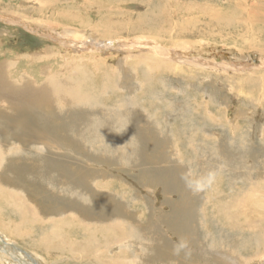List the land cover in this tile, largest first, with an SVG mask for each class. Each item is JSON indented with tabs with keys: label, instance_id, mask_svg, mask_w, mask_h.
<instances>
[{
	"label": "rangeland",
	"instance_id": "obj_1",
	"mask_svg": "<svg viewBox=\"0 0 264 264\" xmlns=\"http://www.w3.org/2000/svg\"><path fill=\"white\" fill-rule=\"evenodd\" d=\"M263 18L264 0H0V65L17 64L12 71L22 70L35 85L34 77L40 73L43 79L46 74L41 72L47 68L63 77L83 75L75 74L73 64L78 59L69 56L79 54L82 61L77 64L86 65H80L81 72L89 70L93 89L98 90L94 93L89 83L82 86L99 94L94 101L98 105L80 112L97 116L101 126L106 118L127 117L135 131L117 141L103 139L105 134L96 139L93 134L85 143L77 134L80 124L87 126L86 116L64 107L43 110L37 116L41 128L33 132L43 131L40 123L49 118L53 124L47 128L52 133L44 143L43 138L35 141L34 150L43 149L49 158H56L55 163H35L37 171L21 161L17 167L15 162L6 163L4 170L0 167L7 174L6 181L0 180V192L10 186L9 191L21 190L23 196H17L23 201L16 202L43 212L27 223L15 212L2 211L6 231L0 228V264H264V234L245 223L243 215L231 222L223 214L235 211L232 205L250 192L251 201L239 205L247 212L244 215L251 220L264 215ZM74 30H80L81 37ZM81 42L89 46L82 48ZM155 44L161 46L159 56L170 61L167 65L146 64L131 55L152 53L149 45ZM49 48L57 57L55 62L36 59ZM101 60L110 76L92 73L94 61ZM58 121L62 125L57 126ZM11 133L4 136L14 138L9 154L19 142ZM137 147H142L141 152ZM33 153L27 156L35 158ZM45 164L56 176L48 183L35 178V173L47 169L42 168ZM25 168L28 174L22 171ZM14 172H23L26 178L9 175ZM210 172L215 179L204 191L193 192L186 185L184 177L206 179ZM259 205L263 214L252 208ZM54 216L55 221L74 222L75 230L69 234L62 229L63 236L84 243L95 240L99 249L70 254L69 249L43 242ZM19 222L27 225L18 230ZM181 239L188 247L176 254Z\"/></svg>",
	"mask_w": 264,
	"mask_h": 264
},
{
	"label": "bare ground",
	"instance_id": "obj_2",
	"mask_svg": "<svg viewBox=\"0 0 264 264\" xmlns=\"http://www.w3.org/2000/svg\"><path fill=\"white\" fill-rule=\"evenodd\" d=\"M264 19V18H263ZM32 29V28H31ZM71 32H73V34L75 33V32H78L79 34L78 35H80V37H81V33H80V30L78 31H76V30H74V31H71ZM70 32V33H71ZM68 33V32H67ZM69 34V33H68ZM72 35V34H71ZM106 35V34H105ZM108 35V34H107ZM77 36V34L74 36V37H76ZM83 36V35H82ZM143 38V37H142ZM150 41V40H149ZM82 43V44H81ZM80 44H81V46H82V48H87L88 46H89V44L88 45H86V44H84L85 42H81ZM94 43V42H93ZM138 43H140V41L138 42ZM150 43V42H149ZM148 43V44H149ZM155 43V42H154ZM91 44V43H90ZM96 44V43H95ZM107 44V43H106ZM78 45V44H77ZM115 45V44H114ZM117 45V44H116ZM251 45V44H250ZM252 45H254V44H252ZM92 46V45H91ZM94 46V45H93ZM92 46V47H93ZM150 47H152L151 49H152V53H147V54H142V55H140L138 52H136V53H134V52H132L131 53V55H133V57L134 58H136V60L138 59L139 61H142L143 63H146V64H148V62L150 63V64H155L154 66H158V67H160V66H163V64H166L167 65V63H169V62H167V61H165L164 59H162L160 56H159V54H162V50H161V46L160 45H157V44H155V45H149ZM98 47V46H97ZM100 47V46H99ZM144 47H145V45H144ZM146 47H147V45H146ZM51 48H49V51H45V49H44V51L45 52H43L42 54H44V55H39V56H36V59H40V60H46V59H48V60H54V62H55V58H57L56 56H55V54H53V51L52 50H50ZM54 49H55V47H54ZM58 50V49H57ZM147 50V49H146ZM149 50V49H148ZM60 51V50H59ZM127 51H128V49H127ZM263 51V50H262ZM12 52V51H11ZM62 52V51H61ZM131 52V51H130ZM150 52V51H149ZM65 53V56L66 55H68L66 52H64ZM134 53V54H133ZM170 53V52H169ZM31 56H33L32 54H31ZM69 56H71V59L73 58L75 61H77V59H78V62L77 63H79L80 61H82V58L80 57L81 55H69ZM34 57H35V55H34ZM101 57V56H100ZM64 57H62V58H60V59H63ZM130 58V57H129ZM182 58V57H181ZM59 59V58H58ZM47 60V61H48ZM68 60V59H67ZM187 60V59H186ZM189 60V59H188ZM27 61V60H26ZM26 61H24V62H26ZM33 61V60H32ZM32 61H31V63H32ZM184 61H185V59H184ZM191 61V60H190ZM189 61V62H190ZM12 62V61H11ZM45 62V61H44ZM165 62H167V63H165ZM183 62V61H182ZM8 63H10V62H8ZM46 63V62H45ZM59 63V62H58ZM63 63V62H62ZM77 63H74L73 65V68H75V69H77V70H75L76 71V73L75 74H80V73H82L83 75H81V76H76V77H74L73 75H71L72 77H68L67 76V73H66V77L64 76H62V75H60V73L58 72V73H55V72H52L51 70H49L50 68H47V69H45V70H43L41 73H45L46 74V76L45 77H43V79H41V77L40 76H43V75H40V73H38L39 74V76L38 77H34V78H36V81H35V85H34V83L33 82H31L30 80H27V78L23 75L24 73L22 72V70L21 71H19V70H17V72H14V71H12V68H13V66L15 65L14 63H10L11 65H8V64H3V65H0V120L3 122L2 123V125H1V127H0V167L3 165V169L2 170H4L5 169V165H7L6 163H8V162H20L21 161V163L22 164H27L28 165V168H31V167H33L34 166V168H33V170L34 171H37V167H35V163H41V161L43 160V162L44 163H47L48 161H50V164L49 165H53L54 163H55V157H53V159H51V158H49L47 155H48V153H46V154H44V152L42 153L41 151H43V149L40 151H35L34 150V147H36V145L34 146V142L36 141H39V140H41L42 138H43V143L44 142H46V141H44V139H45V137L47 136V135H51L50 133H52L51 131L49 132V130H51L49 127L47 128V126H48V124H50V123H52L53 121H50V119L49 118H47L48 119V122H46V120L44 119V121L46 122V124H44L45 122H43V123H40L41 125H42V127H43V131H41V132H33V130H35V131H38L41 127L39 126V124H38V122H39V118L37 117V116H40V115H42L43 113V110H47V108H50V107H56V108H61V107H64V108H68L69 110H72V111H74L75 113H77L78 112V114H80L81 112H82V110H87L88 111V109H91L92 107H93V105H98L97 104V102L95 103L94 101H95V97H97V95H99V94H96V96H95V94H93L92 92H91V90L89 91V88L87 87V86H85L86 84H90V86H91V88L93 89V87H94V84H92L91 82H93L92 80H91V78L89 77V70H87L88 72H86V71H84V73L83 72H81V70L83 69L82 67H84L85 68V66H83V64L82 63H80V65L82 66H80L79 64H77ZM186 63V62H185ZM207 63H209V62H207ZM222 63V62H221ZM17 65V64H16ZM15 65V66H16ZM55 65V64H54ZM72 65V64H71ZM75 65H78L77 67H75ZM190 65H192V64H190ZM61 66H63V65H61ZM67 66V65H66ZM66 66H65V68H66ZM70 66V65H69ZM105 65H104V63H103V61L101 60V61H99V62H97V61H94V63H93V66H92V68H91V71H92V73L94 72V75H102L101 77H99V78H103V76L105 75V74H108L109 72H108V70L104 67ZM72 67V66H71ZM147 67V66H146ZM152 67V66H151ZM165 67V66H164ZM233 67V66H232ZM53 68V67H52ZM68 68V67H67ZM44 69V68H43ZM61 70H64V68H61ZM68 70H69V68H68ZM152 70V69H151ZM55 71V70H54ZM114 71H115V69H114ZM108 72V73H107ZM23 73V74H22ZM71 73H73V72H71ZM26 74V73H25ZM59 74V75H58ZM63 74H64V72H63ZM85 74H87L85 77H84V75ZM56 75H58V76H56ZM69 75V76H70ZM109 75V74H108ZM248 75V74H247ZM90 76H91V74H90ZM110 76V75H109ZM109 76H107V77H109ZM15 78V80L13 81L12 80V78ZM97 77V76H96ZM106 77V78H107ZM39 78V79H38ZM72 78V79H71ZM98 78V77H97ZM105 78V80L107 81V79ZM109 79V78H108ZM248 80H247V82L249 81V78H247ZM255 79H257V78H254L253 80H251L252 82L255 80ZM262 79V78H261ZM104 81V80H103ZM144 81V80H143ZM108 82V81H107ZM256 82V81H255ZM264 82V81H263ZM249 83V82H248ZM260 83V82H259ZM262 83V82H261ZM37 84V85H36ZM83 84H85L84 86L85 87H87L88 88V90H86V88H84L82 85ZM92 84V85H91ZM103 85V84H102ZM113 85V84H112ZM251 85V84H250ZM255 85V84H254ZM258 85V84H257ZM262 85V84H261ZM82 86V87H81ZM101 86V85H100ZM104 86V85H103ZM103 86H102V88H103ZM106 86V85H105ZM251 87V86H250ZM262 87V86H261ZM96 88H98V87H96ZM263 88V87H262ZM94 89H95V87H94ZM93 89V90H94ZM109 89H111V88H109ZM96 90H98V89H96ZM96 90H94V93H96ZM103 90V89H102ZM112 90V89H111ZM100 91H101V89H100ZM115 91H117V89L115 90ZM99 92V91H98ZM102 92V91H101ZM100 92V93H101ZM105 92V91H104ZM106 93H107V91H106ZM111 93H113V91L111 92ZM115 93V92H114ZM117 93V92H116ZM118 95V94H117ZM103 97V96H102ZM102 97H101V99H102ZM114 97V96H113ZM99 98V97H98ZM105 103V102H104ZM118 103V102H117ZM134 103V102H133ZM262 103V102H261ZM122 104V103H121ZM105 105V104H104ZM129 105V104H128ZM131 105V104H130ZM139 105V104H138ZM50 106V107H49ZM109 106V105H108ZM116 106V105H115ZM263 106V105H262ZM132 107H134V105L132 104L131 105V108ZM127 108H130V106H128ZM130 108V109H131ZM136 108V107H135ZM100 109V108H99ZM99 109H97V110H99ZM103 109H105V108H103ZM118 109V108H117ZM137 109V108H136ZM62 110V109H61ZM107 110V109H106ZM123 110H125V109H123ZM122 110V111H123ZM39 112V113H35V112ZM81 111V112H80ZM130 112V111H129ZM128 112V113H129ZM42 113V114H41ZM48 113V112H47ZM50 113H52V112H50ZM84 113H87L86 111L84 112L83 111V113H81V114H83L84 116H86L85 118H84V121H89V122H87V126H81V124H80V126H79V131H78V134H77V138L78 139H80L79 141H82V142H85V143H87V141L88 140H90L91 139V136H93V134H97V136H95L96 137V139H97V137H98V135H99V137H100V135L101 134H105V138H103V139H108V140H111V141H117V139L118 138H120V137H123L124 136V133H128L129 131H133V132H135L133 129H134V127H132V124H131V126H130V123L128 122V119H127V117H125L124 119L123 118H118L117 119V121L116 120H114V119H112V118H109V119H105L104 121L105 122H103V124H102V126L100 125V122H98V121H100L98 118H97V116H93V115H89V113H87V114H84ZM93 113V112H92ZM54 114V113H53ZM101 114H102V112H101ZM132 114H134V113H131V115ZM72 115V114H71ZM57 116V115H56ZM79 116V115H78ZM100 116H102V115H100ZM63 117V116H62ZM65 117V116H64ZM82 117V116H81ZM114 117V116H113ZM56 118V117H55ZM103 118V117H102ZM135 118V117H134ZM43 119V118H42ZM57 119V118H56ZM58 120V119H57ZM67 120V119H66ZM69 120V119H68ZM0 121V122H1ZM41 121V120H40ZM61 121H63V120H61ZM61 121H58V123H57V126L60 124V125H62L61 123H59V122H61ZM103 121V120H102ZM76 122V121H75ZM69 123V122H68ZM81 123V122H80ZM53 124V123H52ZM71 124V123H70ZM67 125V124H66ZM66 125H65V128H66ZM69 125V124H68ZM3 126V127H2ZM70 126V125H69ZM39 127V128H38ZM11 128H13V129H11ZM75 128V127H74ZM237 129V128H236ZM11 130H14V131H11ZM54 131H56V130H54ZM72 131V130H71ZM10 132H12L16 137H19V140L17 139V141H19V142H17L16 144H17V146H18V148H14V150H16L14 153H12V154H9V149L11 148V145H13L14 146V144H12V143H14L13 141H12V143H11V141L10 140H12V139H14L13 137H11L10 138V140H9V137H8V139L6 138L7 136H9L8 134L10 133ZM48 132H49V134H48ZM132 132V133H133ZM11 133V134H12ZM29 134H30V137H29ZM5 135H7L6 137H4ZM66 135V134H65ZM12 136V135H11ZM14 136V137H15ZM56 137V136H55ZM54 137V138H55ZM67 137V136H66ZM5 139V140H3V139ZM95 139V138H94ZM7 140H9V142L7 141ZM47 140V139H46ZM54 140V139H53ZM108 140H107V142H108ZM6 141V142H5ZM96 141V140H95ZM98 141V140H97ZM135 141V140H134ZM8 142V143H7ZM16 142V141H15ZM51 142V141H50ZM19 143V144H18ZM52 143V142H51ZM89 143V142H88ZM37 144V143H36ZM94 144H95V142H94ZM96 144H98V143H96ZM101 144V143H100ZM103 144H104V142H103ZM40 145V144H39ZM43 145V144H42ZM123 145V144H122ZM125 145V144H124ZM127 145V144H126ZM246 145V144H245ZM16 146V145H15ZM33 146V147H32ZM52 146V145H51ZM138 146H141L140 144L138 145ZM40 147V146H39ZM42 147V146H41ZM59 148H60V146H58ZM30 148H33V150L35 151V153H33L34 151L33 150H31ZM131 148V147H130ZM133 148V147H132ZM138 148V150H139V148H140V152H141V148L142 147H137ZM13 149V148H12ZM36 149V148H35ZM56 149H57V147H56ZM55 149V150H56ZM238 149V148H237ZM246 149V148H245ZM37 150H38V147H37ZM45 150V149H44ZM47 150V149H46ZM54 150V151H55ZM125 151H126V149H124ZM133 150H135V149H133ZM137 150V149H136ZM138 150H137V152H138ZM248 150V149H247ZM57 151V150H56ZM120 151V150H119ZM241 151V150H240ZM245 152H246V150H244ZM47 152H48V150H47ZM135 152V151H134ZM139 152V153H140ZM242 152L243 151H241V153L240 154H242ZM29 153L31 154V153H33L34 155H35V158H32V159H30V157H32V156H27V154L29 155ZM131 153V152H130ZM247 153V152H246ZM15 154H21V155H26V156H24V158H22V156H19L18 158H14V157H16L15 156ZM50 154V153H49ZM53 154V153H52ZM51 154V155H52ZM118 154V153H117ZM124 152H123V157L122 156H120V154H119V156H120V158L122 157L123 158V161H126L125 160V156L127 155H125L124 156ZM136 154H138V153H136ZM136 154H135V156H136ZM244 154V153H243ZM242 154V155H243ZM57 155H58V152H57ZM57 155H56V157H57ZM134 155V154H133ZM249 155V154H248ZM119 156L117 155L116 157L119 159ZM129 156H131V155H129ZM138 156V155H137ZM235 157H236V155H234ZM241 156V155H240ZM12 157V158H11ZM47 157V158H46ZM50 157H52V156H50ZM245 157V156H244ZM55 158V159H54ZM129 158V157H128ZM131 158V157H130ZM137 158H139V156L137 157ZM237 158V157H236ZM23 159V160H22ZM37 159V160H36ZM133 159H135L134 158V156H133ZM240 159V158H239ZM242 159H244L243 157H241V160ZM27 160V161H26ZM60 161V160H59ZM118 161V160H117ZM119 161L121 162V160L119 159ZM236 161V160H235ZM238 161V160H237ZM244 161V160H243ZM52 162H53V164H52ZM232 162V161H231ZM230 162V163H231ZM239 163H240V161H238ZM14 163V164H15ZM13 164V163H12ZM34 164V165H33ZM43 164V163H42ZM48 164V163H47ZM47 164H45L44 166L42 165V168H44V169H46V170H44V172L42 173L41 172V169L39 168L38 170L41 172V173H38L37 172V174L35 173V178L36 179H43V180H45V182L47 181V183L49 182V181H52L54 178H56V176L54 175V173L52 172V171H50V169L48 168L49 166H47ZM241 164V163H240ZM37 165V164H36ZM15 166L17 167V163L15 164ZM19 167V166H18ZM39 167V166H38ZM46 167V168H45ZM10 168V167H9ZM20 168V167H19ZM23 168V167H22ZM22 168H20V169H22ZM8 169V168H7ZM12 169V168H11ZM26 169L27 168H25V170H22V171H24V173H27L28 174V172L26 171ZM49 169V170H48ZM2 170L0 171V180H2V179H4V181H6L5 180V178H3L5 175H7V174H5L4 175V173L5 172H3V174H2ZM19 170V169H18ZM27 170H29V169H27ZM43 170V169H42ZM26 171V172H25ZM72 172V171H71ZM74 172V171H73ZM9 174V173H8ZM22 174V176H23V172L21 173ZM20 173H17V172H14L13 174H9V175H21ZM34 174V173H33ZM25 175V174H24ZM63 175H66V173L65 174H63ZM246 175V174H245ZM34 176V175H33ZM24 178H26L25 176H23ZM22 177V178H23ZM22 178H21V181L23 182V180H24V178H23V180H22ZM28 178V177H27ZM78 178V177H77ZM7 179V178H6ZM9 179V178H8ZM7 179V180H8ZM20 179V178H19ZM94 179V178H93ZM14 180V179H13ZM27 180V179H26ZM29 180V179H28ZM81 181H82V179H81ZM83 181H86L85 179H83ZM82 181V182H83ZM10 182V181H9ZM14 182V181H13ZM73 182V181H72ZM88 182V181H87ZM93 182H94V180H93ZM2 183V182H1ZM6 183H8V181L6 182ZM71 183V182H70ZM80 183V182H79ZM10 184V183H9ZM9 184L7 185V188H8V186H9ZM30 184V183H29ZM2 185H4L3 183H2ZM13 185V184H12ZM92 185V184H91ZM73 186V185H72ZM80 186H81V184H80ZM13 187V186H12ZM24 187V186H23ZM4 188V187H3ZM26 188H28V187H26ZM30 188H31V186H30ZM29 189V188H28ZM9 190H11V186H10V189H8V191ZM23 190H25V189H23ZM78 190H79V188H78ZM6 191V192H0V214H2V211L4 210H7L8 212H10L11 211V214L12 213H14L15 215L16 214H18L20 217H21V219H23L24 220V222H27V221H29V222H31L33 219H36V216L38 217L40 214H41V212H43L41 209H36V208H34V210H32V205H30V207H31V210H30V208L28 207V206H26V205H22L21 203V201H23V199H21V198H19L18 196L21 194H23V193H20V191H18V193H20L19 195H18V193H16V192H14L13 190L12 191ZM72 191V190H71ZM122 192V191H121ZM27 193V192H26ZM28 193H29V191H28ZM25 194V193H24ZM81 194V193H80ZM94 194H96V193H94ZM18 195V196H17ZM27 195V194H26ZM25 195V196H26ZM254 195H258L257 193H254ZM23 196V195H22ZM74 196V195H73ZM94 196V195H93ZM252 193H247V194H245L244 195V197L243 198H241V202L243 201V202H250L251 201V199H252ZM28 197V196H27ZM92 197V196H91ZM82 198V197H81ZM84 198V197H83ZM73 199V198H72ZM90 199H92V200H94L93 198H90ZM71 200V199H70ZM80 200V199H79ZM85 200V199H84ZM14 203H13V202ZM16 201H18V202H21L20 203V205H19V203L18 202H16ZM86 201V200H85ZM66 202V201H65ZM240 202V203H241ZM240 203H239V201H236V203H234L233 205H232V208H236L237 207V209L235 210V211H232V210H229V211H225L223 214L225 215V217L227 218H229V220L232 222V220H235V217H237V215H243L244 216V218H245V223H250L251 225H253L254 227H257V228H259V231H260V233H263L264 234V215L263 216H259V218L257 219V217H254L253 218V220H251V217H249L248 215H244V214H247V212H244V211H242L241 210V208H240ZM74 204V203H73ZM83 204V203H82ZM87 204V203H86ZM86 204H85V207H86ZM69 205V204H68ZM19 206V208H17ZM82 207V206H81ZM80 207V208H81ZM95 207V206H94ZM261 206L259 205L258 207H255V206H252V208H254V210L257 212V214H263V210L262 209H259ZM10 208V209H9ZM13 208L15 209V210H13ZM95 209V208H94ZM82 210V209H81ZM97 210V209H96ZM3 211V212H4ZM13 211V212H12ZM94 211V210H93ZM93 211H92V213H93ZM81 212V211H80ZM83 212V211H82ZM29 213H31V215L32 216H30V217H27L26 215L27 214H29ZM71 213V212H70ZM75 213V212H74ZM87 213H89V212H87ZM181 213V212H180ZM36 214V216H33V215H35ZM66 214V213H65ZM71 214H73V213H71ZM17 215V216H18ZM61 215V214H60ZM69 215V214H68ZM77 215V214H76ZM75 215V216H76ZM87 215V214H86ZM41 216V215H40ZM66 216V215H65ZM74 216V215H73ZM79 216V215H78ZM77 216V217H78ZM88 216V215H87ZM90 216H93V215H90ZM128 216V215H127ZM181 216V215H180ZM186 216V215H185ZM254 216V215H253ZM69 217V216H68ZM86 217V216H85ZM84 217V218H85ZM99 217V216H98ZM32 218V219H31ZM48 218H50V215L48 216ZM54 218V219H53ZM53 218H51V219H53L52 221H51V226H52V229H51V231H50V234L49 235H47V236H44L45 237V240L43 241V242H45V241H47V243H49V244H52V246H55L57 249H61V250H64V249H69V253L70 254H75V253H77L79 250H83V252H85L87 249H91V250H93V249H99L98 247H99V243L100 242H97V243H95V240L94 241H92L91 242V240L92 239H90L89 241L87 240L85 243H84V240L83 241H77L75 238V240L73 241L72 239L70 240V239H68L69 237H65V236H63L62 234V229H67L68 230V233L70 234V233H72L74 230H75V227L73 226V221L72 222H70V221H68V218H67V220L65 219V220H62V221H55V216L53 217ZM59 218V217H58ZM66 218V217H65ZM88 218V217H87ZM91 218V217H90ZM40 219H42V218H40ZM39 219V220H40ZM50 219V220H51ZM69 219H70V217H69ZM81 219V218H80ZM83 219V218H82ZM95 219V218H94ZM184 219V218H183ZM44 220V219H43ZM47 220V219H46ZM49 220V219H48ZM73 220V219H72ZM93 220V219H92ZM127 220V219H126ZM242 220V219H241ZM22 221V220H21ZM20 221V222H21ZM80 221V220H79ZM82 221V220H81ZM236 221V220H235ZM252 221H253V223H252ZM19 222V224L16 226L17 227V229L19 230L20 228L21 229H23L24 227H25V225H27V224H25V225H21V223ZM77 222V221H76ZM84 222H85V220H84ZM87 222V221H86ZM85 222V223H86ZM122 222H123V220H122ZM125 222V221H124ZM182 222V221H181ZM23 223V222H22ZM28 223V222H27ZM84 223V224H85ZM130 223V222H129ZM83 224V225H84ZM92 224V223H91ZM90 224V225H91ZM105 224H108V223H105ZM110 224V223H109ZM137 224V223H136ZM135 224V225H136ZM15 225V224H14ZM13 225V226H14ZM75 225V224H74ZM77 225H79V224H76V226ZM101 225V224H100ZM134 225V224H133ZM138 225V224H137ZM226 225V224H225ZM250 225V226H251ZM31 226H32V224H31ZM37 226V225H36ZM40 226V225H39ZM43 226V225H42ZM81 226H82V224H81ZM113 226V225H112ZM111 226V227H112ZM139 226V225H138ZM5 227H6V225H5V223L4 222H2L1 221V219H0V228L2 229V230H5ZM38 227V226H37ZM89 227V226H88ZM87 226H86V228H88ZM97 227L98 226H96V232H97ZM105 227V226H104ZM103 227V228H104ZM116 227V226H115ZM124 227H129V225L128 226H124ZM137 227V226H136ZM140 227V226H139ZM31 228V227H30ZM33 228H34V226H33ZM39 228V227H38ZM45 228V227H44ZM49 228H50V225H49ZM54 228V229H53ZM79 228V227H78ZM78 228H77V230H78ZM99 228V227H98ZM101 228V227H100ZM134 228V227H133ZM15 229V228H14ZM43 229V228H42ZM45 229H47V226H46V228ZM84 233H87L88 231H85L86 229L84 228V227H81L80 228ZM90 229H92V228H90ZM114 229V228H113ZM117 229V228H116ZM243 229V228H242ZM9 230V229H8ZM13 230V229H12ZM11 230V231H12ZM18 230H15V231H18ZM39 230V229H38ZM40 230H41V228H40ZM48 231H49V229H47ZM89 230V229H88ZM100 230V229H99ZM105 230H107V229H104V231ZM109 230H111L110 228H109ZM108 230V231H109ZM115 230V229H114ZM113 230V232H115ZM119 230V229H118ZM135 230V229H134ZM6 231V230H5ZM10 231V230H9ZM64 231V230H63ZM82 231H80V232H82ZM101 231V230H100ZM112 231V230H111ZM141 231V230H140ZM224 231V230H223ZM243 231V230H242ZM249 231V230H248ZM28 232H31V233H33V231H30V229H28ZM41 232H42V230H41ZM40 232V233H41ZM47 232V231H46ZM79 232V231H78ZM82 232V233H83ZM90 232V231H89ZM12 233V232H11ZM30 233V234H31ZM81 233V235H83V236H85V234H82ZM92 233H94V229H93V232ZM91 233V235H93ZM220 233H222V231L220 232ZM226 233V232H225ZM259 233V232H258ZM42 234V233H41ZM43 234H44V232H43ZM42 234V235H43ZM88 234V233H87ZM96 234V233H95ZM94 234V235H95ZM130 234V233H129ZM140 234V233H139ZM228 234V233H227ZM14 235V234H13ZM78 235V234H77ZM102 235H104L103 233H102ZM114 235V234H113ZM256 235V234H255ZM86 236H88V235H86ZM246 236V235H245ZM249 236H250V234H249ZM248 236V237H249ZM262 236V235H261ZM264 236V235H263ZM82 237V236H81ZM93 237V236H92ZM118 237V236H117ZM247 237V238H248ZM99 238H101V237H99ZM105 238V237H104ZM111 238V237H110ZM124 239H125V237H123ZM122 237H121V239H123ZM253 238V237H252ZM85 239V238H84ZM94 239V238H93ZM106 239V238H105ZM105 239H104V241H105ZM256 239V238H255ZM254 239V240H255ZM258 239H259V237H258ZM115 240V239H114ZM238 240V239H237ZM239 241V240H238ZM244 241V240H243ZM249 241V240H248ZM251 241V240H250ZM250 241H249V243H250ZM258 241V240H257ZM118 242H120V241H118ZM259 242V241H258ZM40 243V242H39ZM138 243V242H137ZM255 243V242H254ZM262 244H261V249H263L264 250V237H262V242H261ZM43 244V243H42ZM102 245H103V247H104V245H105V247L107 246V243H101ZM112 244V243H111ZM256 244V243H255ZM254 246H256V245H254ZM45 248V247H44ZM120 248V247H119ZM141 248V247H140ZM46 249V248H45ZM106 249V248H105ZM234 249V248H233ZM81 252V251H80ZM122 252V251H121ZM237 252V251H236ZM114 253V252H113ZM118 254V253H117ZM119 255V254H118ZM117 255V256H118ZM121 255V254H120ZM119 255V256H120ZM115 256H116V254H115ZM109 259V258H108ZM110 259H111V263H113V260H114V258L112 259V257H110ZM119 259V258H118ZM123 259V258H122ZM244 260V259H243ZM98 262V261H97ZM110 262V261H109ZM117 262V261H116ZM118 263V262H117ZM114 264H115V262H114Z\"/></svg>",
	"mask_w": 264,
	"mask_h": 264
},
{
	"label": "clouds",
	"instance_id": "obj_3",
	"mask_svg": "<svg viewBox=\"0 0 264 264\" xmlns=\"http://www.w3.org/2000/svg\"><path fill=\"white\" fill-rule=\"evenodd\" d=\"M186 185L193 191V192H201L204 191L207 187H209L214 179L215 173L210 172L207 175L206 179H199V180H190L187 177H184ZM188 244L187 241L181 239V241L175 246L174 251L176 254H179L182 250L187 249Z\"/></svg>",
	"mask_w": 264,
	"mask_h": 264
}]
</instances>
